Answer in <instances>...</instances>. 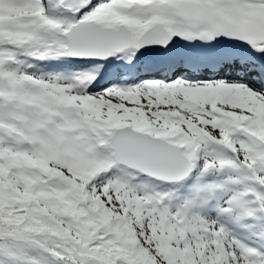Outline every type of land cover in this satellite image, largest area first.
<instances>
[{
    "label": "snow or ice",
    "instance_id": "1",
    "mask_svg": "<svg viewBox=\"0 0 264 264\" xmlns=\"http://www.w3.org/2000/svg\"><path fill=\"white\" fill-rule=\"evenodd\" d=\"M0 264H264V0H0Z\"/></svg>",
    "mask_w": 264,
    "mask_h": 264
}]
</instances>
